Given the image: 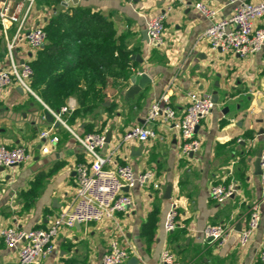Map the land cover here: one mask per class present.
I'll return each mask as SVG.
<instances>
[{
  "label": "crops",
  "instance_id": "0c3cea01",
  "mask_svg": "<svg viewBox=\"0 0 264 264\" xmlns=\"http://www.w3.org/2000/svg\"><path fill=\"white\" fill-rule=\"evenodd\" d=\"M2 1V0H0ZM204 2L218 10V17L231 14L229 0H79L78 4L99 11L110 20L117 36L131 51V73H144L150 79L133 99L118 95L113 113L99 110L95 118L73 117L76 99L69 97L60 113L64 124L45 116L50 109L33 91L22 90L16 83L0 97V143L8 147L23 145L29 153L27 162L0 170V229L17 226L23 230L45 228L53 216L66 208L75 193V166L88 157L75 135L98 131L109 134L100 154L113 152L117 164L130 165L134 173L150 170L153 181L128 190L132 204L125 213L100 222L62 226L54 238L50 254L37 264H101L109 242L116 239L128 251L127 264H159L160 253L170 249L179 264H259L264 249V205L259 204L260 222L248 246L238 245L240 230L245 227L250 206L262 198L260 176L253 164L264 144V46L247 57L220 49L213 50L203 37L209 22L195 9ZM258 2L262 0H248ZM68 2L59 8L72 5ZM171 7L164 20L163 44L151 46L146 23ZM56 7L38 4L30 12L26 29L47 23ZM264 28V17L255 21ZM16 25L0 32V68H7V41ZM34 53L22 41L12 52L16 64L32 61ZM130 85L129 81L126 88ZM125 90V89H124ZM218 102L196 130L200 150L183 157L179 135L168 122H147L150 104L168 98L176 117L185 112L188 94L210 95ZM111 96L105 98L106 107ZM57 111V110H54ZM154 129L156 136L145 142H122L130 126ZM50 130L48 138L40 133ZM91 130V131H89ZM56 136L57 141L50 137ZM46 147L47 152L42 148ZM38 173L43 175L40 192L33 199L20 198ZM234 183L235 193L221 203L212 200V184ZM170 187L169 198H165ZM176 206L178 227L163 231L165 214ZM154 208L158 209L156 227L148 243L141 236L142 225ZM223 223L232 231L223 245L205 239L203 228ZM0 264H17L14 250L0 238Z\"/></svg>",
  "mask_w": 264,
  "mask_h": 264
},
{
  "label": "built area",
  "instance_id": "2783aa9c",
  "mask_svg": "<svg viewBox=\"0 0 264 264\" xmlns=\"http://www.w3.org/2000/svg\"><path fill=\"white\" fill-rule=\"evenodd\" d=\"M36 0H2L0 1V32L7 36V30L16 25V32L11 40L7 41L8 57L11 62L7 68H0V97L12 84L16 83L22 90L33 94L30 87L32 77L31 61L16 64L12 60L15 44L24 42L34 53L40 50L46 42L44 24L33 25L26 29L30 12ZM233 4L231 14L218 17V10L204 2H196L194 9L208 22L203 32L210 48L231 52L239 57L251 56L259 52L264 46V28L255 26V21L264 17V0L250 2L248 0H229ZM65 5V4H63ZM171 7L158 13L146 23L148 44L161 46L163 44L164 20ZM55 13V10L53 11ZM214 107L210 95L188 94L185 112L180 118L176 117L174 109L169 105L168 98L163 95L160 100L150 104L146 121L153 123L158 118L172 125L179 135V152L183 157L192 156L201 148V141L196 135V130L201 121L209 116ZM70 108L62 106L58 111L48 109L52 117L64 124L60 118L61 112ZM50 130L40 133V137L48 138ZM156 136L154 129L141 125H133L121 136L122 142H145ZM76 140L83 147L87 161L75 166L76 185L71 203L52 217L45 228L23 230L17 226L0 229V238L8 249L14 250L17 264H37L51 253L54 238L62 226L72 227L76 223L100 222L104 219H113L118 213H125L132 204L129 189L135 186L143 187L151 182L155 189L160 188L158 182L153 181L154 173L150 170L134 173L127 164H117L113 152L100 154V149L106 143L104 133L93 131L83 135H75ZM57 141L56 136L50 137ZM47 152V148H42ZM29 153L25 146L8 147L0 143V170L20 165L28 161ZM260 186L262 198L250 206L249 217L245 227L239 232L238 245L244 248L249 245L252 236L260 222L259 204L264 205V144L260 149ZM126 188V189H125ZM236 191L234 183L212 184L209 187L210 198L221 203ZM176 206L168 209L163 222V231L167 234L177 227ZM232 228L223 223L208 224L202 234L205 239H211L218 245H223ZM128 251L116 239L109 242L107 250L102 255L101 264H127ZM159 264H179L175 254L168 248L160 253ZM259 264H264V249L259 253Z\"/></svg>",
  "mask_w": 264,
  "mask_h": 264
},
{
  "label": "trees",
  "instance_id": "16d2710c",
  "mask_svg": "<svg viewBox=\"0 0 264 264\" xmlns=\"http://www.w3.org/2000/svg\"><path fill=\"white\" fill-rule=\"evenodd\" d=\"M62 1L36 0L56 7V12L44 27L45 44L30 62V87L52 110H59L69 97L75 98L74 118L93 119L99 110L111 114L132 74L131 51L99 11L78 3L57 9ZM108 96L111 100L106 107ZM42 183L43 175L38 173L30 187L20 192V198L36 197ZM157 213L154 208L142 225L141 236L148 243L154 235Z\"/></svg>",
  "mask_w": 264,
  "mask_h": 264
},
{
  "label": "water",
  "instance_id": "95a60500",
  "mask_svg": "<svg viewBox=\"0 0 264 264\" xmlns=\"http://www.w3.org/2000/svg\"><path fill=\"white\" fill-rule=\"evenodd\" d=\"M78 1L79 0H63V4H66L68 2H72L73 4H76V3H78ZM143 36L147 37V31L143 33ZM147 39H148V37H147ZM131 59H132V57H131ZM129 83H130V85L127 88H125L124 94H123L125 102L128 99H133L136 94H138L148 83H150V79L144 73H141V74L132 73L129 77ZM212 101L214 104H216L218 102V96H217L216 92H214L212 95ZM45 116L48 120L52 121L53 117L49 111H46ZM108 137H109V134L107 133L106 134V142L108 141ZM253 167H254V174L260 175L261 174L260 151L258 153L257 159L255 160V162L253 164ZM169 195H170V187L168 186L166 188V192H165L164 197L169 198ZM75 225H77V223Z\"/></svg>",
  "mask_w": 264,
  "mask_h": 264
},
{
  "label": "rangeland",
  "instance_id": "374dc122",
  "mask_svg": "<svg viewBox=\"0 0 264 264\" xmlns=\"http://www.w3.org/2000/svg\"><path fill=\"white\" fill-rule=\"evenodd\" d=\"M157 121H159V122H163V120H162L161 118H158ZM157 121H156V122H157Z\"/></svg>",
  "mask_w": 264,
  "mask_h": 264
}]
</instances>
